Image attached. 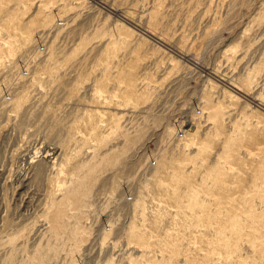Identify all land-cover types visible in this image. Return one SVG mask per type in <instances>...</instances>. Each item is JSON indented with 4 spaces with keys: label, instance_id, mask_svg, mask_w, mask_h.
Wrapping results in <instances>:
<instances>
[{
    "label": "rangeland",
    "instance_id": "obj_1",
    "mask_svg": "<svg viewBox=\"0 0 264 264\" xmlns=\"http://www.w3.org/2000/svg\"><path fill=\"white\" fill-rule=\"evenodd\" d=\"M0 264H264V0H0Z\"/></svg>",
    "mask_w": 264,
    "mask_h": 264
}]
</instances>
